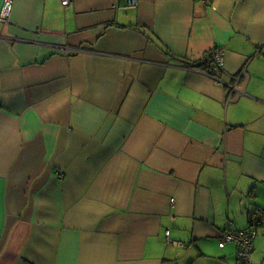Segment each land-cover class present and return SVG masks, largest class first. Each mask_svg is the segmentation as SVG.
Wrapping results in <instances>:
<instances>
[{
  "label": "crops",
  "instance_id": "crops-1",
  "mask_svg": "<svg viewBox=\"0 0 264 264\" xmlns=\"http://www.w3.org/2000/svg\"><path fill=\"white\" fill-rule=\"evenodd\" d=\"M4 1L0 264H235L223 230L264 208V0ZM215 50L221 82L246 71L230 103L197 70Z\"/></svg>",
  "mask_w": 264,
  "mask_h": 264
},
{
  "label": "built area",
  "instance_id": "built-area-1",
  "mask_svg": "<svg viewBox=\"0 0 264 264\" xmlns=\"http://www.w3.org/2000/svg\"><path fill=\"white\" fill-rule=\"evenodd\" d=\"M124 6L135 7L138 4V0H122ZM202 3H206L209 0H199ZM71 0H61L62 6H68ZM115 7V6H113ZM10 13V2L5 0L2 9V19L7 20ZM207 69L199 70L206 76L212 78L217 84L223 87L224 82H221V79L217 76L218 72H222L224 65V53L221 50H215L212 52V55L206 59ZM185 66V64H184ZM187 68L193 70L196 69L191 66H186ZM245 69H242L240 73L233 76L234 82L229 85V87L224 88L226 90L225 102L230 103L231 97L234 95H240L243 93L241 89L238 88L240 84V79L245 74ZM237 85V86H236ZM173 203V200H170ZM264 226V208L259 209L256 213L250 218L249 226L247 229L243 230H230L225 229L222 232V237L219 241V247L222 248L226 243H233L236 245V260L235 264H252L250 256L253 250V240L257 235V231L260 227ZM168 232L166 233V235Z\"/></svg>",
  "mask_w": 264,
  "mask_h": 264
},
{
  "label": "water",
  "instance_id": "water-1",
  "mask_svg": "<svg viewBox=\"0 0 264 264\" xmlns=\"http://www.w3.org/2000/svg\"><path fill=\"white\" fill-rule=\"evenodd\" d=\"M243 68H241L240 70H242ZM240 73V72H239ZM238 74V73H237ZM233 81H234V79H233ZM233 83V82H232ZM231 82H224V84H223V87L224 88H227V87H229V85L230 84H232ZM237 86V85H236Z\"/></svg>",
  "mask_w": 264,
  "mask_h": 264
}]
</instances>
